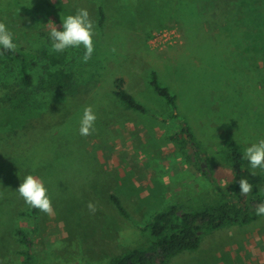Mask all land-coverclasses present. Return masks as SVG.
Listing matches in <instances>:
<instances>
[{"label":"rangeland","instance_id":"1","mask_svg":"<svg viewBox=\"0 0 264 264\" xmlns=\"http://www.w3.org/2000/svg\"><path fill=\"white\" fill-rule=\"evenodd\" d=\"M198 2L214 8L184 12L183 23L171 18L175 0H0V21L18 48L33 55L28 87L17 62L0 56V96L12 87L32 93L23 109L0 103V264L23 263L27 245L17 234L20 227L34 230L36 264H110L128 248L150 241L142 227L165 208L161 195L194 211L218 201V188H233L237 176L226 143L235 142L243 153L264 138V40L240 41L242 29L225 14L238 10L235 0ZM79 8H87L94 21L95 51L85 63L83 46L70 48L61 64L73 75L68 90L73 98L55 90L43 95L37 90L40 78L59 67L43 54L53 52L49 22L62 30V16ZM171 24L181 32L179 43L152 48L150 34ZM193 40L201 46H189ZM154 75L175 95V109L154 87ZM120 77L145 112L126 107L114 94ZM89 105L97 115L96 131L85 137L79 127ZM185 126L194 136L192 151L178 138ZM112 158L126 170L122 186L119 165L110 169ZM241 169V177L251 175L245 159ZM28 174L44 181L52 215L19 196L16 189ZM136 182L157 184L153 195L141 199L133 189ZM111 193L120 196L130 218L121 217ZM90 201L98 208L94 215ZM232 226L205 233L200 251L189 256L192 251H184L168 264H249L251 255L240 254L242 246L237 250L234 243L244 240V232L262 234L264 217ZM258 243L262 251L263 237ZM260 259L262 254L255 261Z\"/></svg>","mask_w":264,"mask_h":264},{"label":"trees","instance_id":"2","mask_svg":"<svg viewBox=\"0 0 264 264\" xmlns=\"http://www.w3.org/2000/svg\"><path fill=\"white\" fill-rule=\"evenodd\" d=\"M235 3L238 6V10L229 13L225 12V14L231 20L232 25L235 24L242 29L240 41H247L250 38L249 41L256 39L262 42L264 40V0H235ZM211 7L214 8V5ZM100 15V24H102L105 18L102 9L100 10ZM68 53L69 49L62 53L43 52L50 65L59 66L56 69L47 70L46 76L40 78L37 90L43 95L50 90H55L60 95L69 99L73 98V95L68 93L73 75L61 66ZM0 56L8 57L17 62L18 73L22 83L25 87L32 85L33 80L30 73L32 53L30 54V52L17 47L14 52L0 49ZM152 83L159 94L175 108V95L167 87L162 86L155 75ZM116 84L115 94L128 108L146 111L143 104L138 102L125 89L122 77L116 79ZM31 94L26 88L12 87L10 91H6L0 96V103L11 109H23L31 100ZM74 103H78V100L76 99ZM183 129L185 131L184 134L178 136V138L185 144L189 143V141L193 142L194 136L189 131L188 126ZM186 133L188 134L187 137L185 136ZM226 145L228 148L227 156L237 176L233 188L224 192L218 188L222 197L199 210L190 211L179 202H171L164 209L155 213L142 227V230L150 232V241L142 246L128 248L125 253L114 257L110 264H168L169 260L175 255L185 250L197 249L205 233L229 225H246L255 220V206L260 202H264V172L255 176L244 177L253 184V192L247 197L242 196L238 181L242 175L243 153L240 146L233 141L227 142ZM111 197L119 210L127 215V211L120 200L115 195ZM33 232L34 230L30 232L22 227L17 229V234L20 236L21 241L27 245L26 250L23 252L24 260L22 264H36L31 251V235Z\"/></svg>","mask_w":264,"mask_h":264},{"label":"clouds","instance_id":"3","mask_svg":"<svg viewBox=\"0 0 264 264\" xmlns=\"http://www.w3.org/2000/svg\"><path fill=\"white\" fill-rule=\"evenodd\" d=\"M49 24L51 51L62 53L67 49H78L83 46L85 49L82 57L83 62L87 63L92 58L95 51V24L87 8H79L74 14L62 16V30L54 22L50 21ZM17 47L18 44L15 41L13 32L5 22L0 21V49L14 52ZM111 51L115 53L117 50L116 48H112ZM96 120L97 115L93 107L91 105L86 106L80 119L79 134L85 137L92 135L96 131ZM243 158L249 165L248 170L251 175L255 176L257 169L264 171V138L247 146L243 152ZM238 183L242 196L247 197L253 192V184L247 178L241 177ZM16 190L28 206L38 209L45 214L52 215L54 211L52 200L41 178L28 174ZM87 207L93 215L98 210L97 205L91 201ZM255 209L257 216L264 217V202L258 203Z\"/></svg>","mask_w":264,"mask_h":264},{"label":"crops","instance_id":"4","mask_svg":"<svg viewBox=\"0 0 264 264\" xmlns=\"http://www.w3.org/2000/svg\"><path fill=\"white\" fill-rule=\"evenodd\" d=\"M193 1H195V0H193ZM199 6L201 7V8H203V9H206V10H210L212 7L211 6H209V4L208 3H202L201 2V4L198 2V0H196V2L195 3H193L191 0H175V7H174V9H173V12L171 13V15L173 16V17H171L172 19H177V18H179L180 20H182L183 21V23H186V19H185V17H184V12H186V14H188L189 13V11H191V9L193 10H195L196 9V7L197 8H199ZM213 6V5H212ZM191 16V15H190ZM105 19V18H104ZM147 37H148V35H147ZM203 43H207V44H209V42H203ZM193 44H196V46H201L200 44H201V42L199 41V40H193V41H190L189 42V46H191V45H193ZM204 45V44H203ZM202 45V46H203ZM124 84H125V81H124ZM125 87V86H124ZM125 89H126V87H125ZM127 90V89H126ZM130 90V89H129ZM128 91V90H127ZM130 92V91H129ZM133 92V91H132ZM114 94H115V92H114ZM116 95V94H115ZM133 95V94H132ZM117 96V95H116ZM125 104V103H124ZM169 104V103H168ZM125 106H126V104H125ZM127 107V106H126ZM173 109H175V108H173ZM183 134H181L180 136H182ZM193 142H190L189 141V146H190V151H192V149H191V145L193 146ZM196 150V149H195ZM195 150H193L194 151V153L196 152ZM115 158L116 159H118L116 156H115ZM111 164L113 165V167L111 166L110 167V169H114V168H117L118 167V165L120 164V161L118 162V163H116L117 161H115L113 158H112V160H111ZM118 164V165H117ZM119 168H120V165H119ZM126 177V170L125 169H123V168H120V175H119V179H118V182H119V185L120 186H122V183H123V181H122V178H125ZM146 186V187H145ZM156 186H157V184H155V183H150V184H147V185H141L140 183H138V182H136L135 184H134V187H133V189L135 190V191H139V195H140V198L141 199H143L144 197H150V196H152L153 194H152V191H154L155 190V188H156ZM161 186V188H162V185H160ZM112 195H115L119 200H120V202L122 203V205H123V207L125 208V210L127 211V215H125V214H123L120 210H119V208H118V210L120 211V212H118L120 215H121V217H123V219L125 218V219H127V218H130V215H131V212L129 211V209L124 205V203H123V201L121 200V198H120V196L118 195V194H113V193H111ZM111 199H112V197H111ZM173 196H171V195H169V194H166V195H161V200H163V207H166L167 205H169L171 202H173ZM113 200V199H112ZM113 202L115 203V201L113 200ZM115 205H116V203H115ZM117 206V205H116ZM127 221V220H126ZM126 221H124V222H126ZM254 221V220H253ZM252 221V222H253ZM251 222V223H252ZM139 225V227H140V230H141V223H138ZM250 224V223H249ZM246 225H248V224H246ZM134 226V225H133ZM241 226V225H240ZM245 226V225H244ZM135 227V229H139V228H137V226L135 225L134 226ZM232 227H237V225H233ZM229 232L228 233H230L229 235H231V236H234V235H236V230H228ZM259 233V231L257 232V231H248V232H244L243 234H241L240 236H243V241L239 244V242H236V243H234V247H235V249H237V250H239L240 249V247L242 246V250H241V252H240V254H242V255H244L245 253H248V254H250L251 255V262H249V264H264V247L262 248L263 250L262 251H258L259 250V246L257 247V244H259L258 243V240L261 238V237H263V240H264V231H263V233L262 234H258ZM204 239V238H203ZM203 239H202V241L201 242H203ZM201 244L202 243H200V245H199V247L197 248V249H194V250H185V251H192V252H189L190 254H187L188 256L189 255H192L193 254V252L195 253V252H197V251H200L201 250V248H202V246H201ZM184 252V251H183ZM182 253V252H181ZM180 254V253H179ZM235 254H237V253H234L233 255H235ZM263 255V259H260V260H257V261H255L257 258H259V255ZM178 255V254H177ZM176 256V255H175ZM218 264H224V261L223 260H220V262L218 263Z\"/></svg>","mask_w":264,"mask_h":264},{"label":"built area","instance_id":"5","mask_svg":"<svg viewBox=\"0 0 264 264\" xmlns=\"http://www.w3.org/2000/svg\"><path fill=\"white\" fill-rule=\"evenodd\" d=\"M181 39V32L176 24L154 30L149 38L148 43L154 49H162L169 44H177Z\"/></svg>","mask_w":264,"mask_h":264},{"label":"water","instance_id":"6","mask_svg":"<svg viewBox=\"0 0 264 264\" xmlns=\"http://www.w3.org/2000/svg\"><path fill=\"white\" fill-rule=\"evenodd\" d=\"M185 136L187 137V136H188V134L186 133V134H185ZM194 159H195V158H194Z\"/></svg>","mask_w":264,"mask_h":264},{"label":"flooded vegetation","instance_id":"7","mask_svg":"<svg viewBox=\"0 0 264 264\" xmlns=\"http://www.w3.org/2000/svg\"><path fill=\"white\" fill-rule=\"evenodd\" d=\"M191 142V141H190ZM195 150V149H194Z\"/></svg>","mask_w":264,"mask_h":264}]
</instances>
